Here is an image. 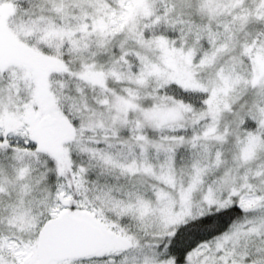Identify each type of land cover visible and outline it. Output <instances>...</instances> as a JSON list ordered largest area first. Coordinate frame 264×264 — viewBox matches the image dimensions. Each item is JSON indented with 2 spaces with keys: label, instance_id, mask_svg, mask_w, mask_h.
Here are the masks:
<instances>
[{
  "label": "snow or ice",
  "instance_id": "1",
  "mask_svg": "<svg viewBox=\"0 0 264 264\" xmlns=\"http://www.w3.org/2000/svg\"><path fill=\"white\" fill-rule=\"evenodd\" d=\"M0 264H264V0H0Z\"/></svg>",
  "mask_w": 264,
  "mask_h": 264
}]
</instances>
